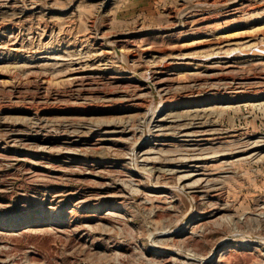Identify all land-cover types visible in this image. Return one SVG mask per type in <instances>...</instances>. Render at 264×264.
<instances>
[{
	"label": "rangeland",
	"instance_id": "rangeland-1",
	"mask_svg": "<svg viewBox=\"0 0 264 264\" xmlns=\"http://www.w3.org/2000/svg\"><path fill=\"white\" fill-rule=\"evenodd\" d=\"M189 263L264 264V0H0V264Z\"/></svg>",
	"mask_w": 264,
	"mask_h": 264
},
{
	"label": "bare ground",
	"instance_id": "bare-ground-1",
	"mask_svg": "<svg viewBox=\"0 0 264 264\" xmlns=\"http://www.w3.org/2000/svg\"><path fill=\"white\" fill-rule=\"evenodd\" d=\"M245 2H246V1H245ZM227 4H228V3H227ZM236 6H237V5H236ZM224 8H225V7H224ZM232 9H233V8H232ZM238 9H239V8H238ZM236 10H237V9H236ZM234 11H235V10H234ZM144 77H146V76H144ZM144 77H142V79H143ZM143 80H145V79H143ZM146 81H147V80H146ZM162 82H163V81H162ZM145 83H146V82H145ZM157 83H158V81H157ZM150 84H151V82H150ZM155 84H156V82H155ZM145 87H146V86H145ZM142 88H143V87H142ZM142 88H141V89H142ZM146 88H147V87H146ZM161 88H162V87H161ZM143 89H144V88H143ZM147 89H148V88H147ZM151 90L153 91V96H155L154 98L157 99L158 86H157V85H154V84L151 85ZM159 90H160V88H159ZM135 92H136V91H135ZM160 92H161V91H160ZM168 92H169V91H168ZM141 93H142V92H141ZM141 93H140V94H141ZM164 93H165V92H164ZM166 93H167V92H166ZM169 93H170V92H169ZM140 94H139V95H140ZM135 95H136V93H135ZM137 95H138V94H137ZM146 95H147V94H146ZM163 95H164V94H163ZM165 95H166V94H165ZM132 96H133V95H132ZM140 96H141V95H140ZM143 96H144V95H143ZM151 96H152V95H150L149 98H150L151 100H155L154 98L152 99ZM161 96H162V94H161ZM169 96H170V94H169ZM169 96H168V97H169ZM135 97H137V96H135ZM135 97L133 96V98H135ZM141 97H142V96H141ZM162 97H163V96H162ZM143 98H145V97H143ZM146 98H147V97H146ZM166 98H167V97H166ZM114 99H115V98H114ZM119 99H120V98H119ZM125 99H126V98H125ZM130 99H132V97H130ZM147 99H148V98H147ZM120 100H121V99H120ZM122 100H123V99H122ZM122 100H121V101H122ZM128 100H129V99H128ZM134 100H135V99H134ZM145 100H146V99H145ZM111 101H112V100H111ZM118 101H119V100H118ZM121 101H120V102H121ZM125 101H126V100H125ZM125 101H124V102H125ZM129 101H130V100H129ZM137 101H139V100H137ZM147 101H149V100H147ZM156 101H157V100H156ZM156 101H155V102H156ZM116 102H117V101H116ZM116 102H115V103H116ZM140 102H141V101H140ZM144 102H145V101H144ZM149 102H152V104H153L154 101H149ZM149 102H148V104H149ZM113 103H114V102H113ZM113 103H112V104L110 103V104L113 105ZM122 103H123V102H122ZM128 103H129V102H128ZM142 103H143V102H142ZM120 104H121V103H120ZM126 104H127V103H126ZM129 104H130V103H129ZM131 104H132V103H131ZM138 104L140 105L141 103H138ZM134 105H136V103H135ZM149 105H150V104H149ZM149 105H148V106H149ZM117 106H118V105H117ZM131 106H132V105H131ZM131 106H130V107H131ZM136 106H137V105H136ZM119 107H120V106H119ZM150 108L153 109L154 107H150ZM150 111H151V110H150ZM152 113H153V110H152ZM153 114H154V113H153ZM153 114H152V116H153ZM153 118H154V117H153ZM153 118H152V120H153ZM172 121H173V120H172ZM159 122H160V120H157V119H154V120H153V125H152V126H153V128H155L156 132H157V130H158V132L161 131V130H163V129H162L163 126L161 127V123H159ZM150 124H151V123H150ZM163 125H164V124H163ZM149 126L151 127V125H149ZM153 128H152V129H153ZM169 128H170V127H169ZM147 129H148L147 131H151V130H152V129L149 128V127H148ZM149 129H151V130H149ZM164 129H165V128H164ZM123 130H125V129H123ZM144 130H145V128H144ZM165 130H167V129H165ZM128 131H129V130H128ZM142 131H143V129H142ZM142 131H141V132H142ZM153 131H154V130H153ZM161 132H162V131H161ZM143 133H145V132H143ZM143 133H142V134H143ZM146 133H147V132H146ZM149 133H151V132H149ZM159 133H160V132H159ZM147 134H148V133H147ZM155 134H156V133H155ZM149 135H150V134H149ZM149 135H148V136H149ZM157 135H159V134H157ZM187 135H188V134H187ZM145 136H146V134H145ZM154 136H155V135H154ZM148 138H149V137H148ZM119 139H120V138H119ZM116 140H117V139H116ZM134 142H135V141H134ZM134 145H135V143H134ZM137 145H139V144L137 143ZM135 146H136V145H135ZM135 146H134V147H135ZM139 146H140V145H139ZM132 148H133V147H132ZM133 149H134V148H133ZM133 151H134V150H133ZM131 152H132V151H131ZM136 152H137V151H136ZM134 155H135V154H134ZM134 155H133V156H134ZM135 159H136V158H134V160H135ZM143 168H144V167H143ZM141 169H142V168H141ZM174 170H175V169H174ZM164 171H165V170H164ZM166 171H167V170H166ZM168 171H169V170H168ZM168 171H167V172H168ZM168 173H170V171H169ZM171 173H172V172H171ZM173 173H174V171H173ZM191 175H192V174H191ZM193 175H194V174H193ZM162 195L164 196V193H163ZM158 197H159V196H158ZM182 222H183V221H182ZM178 225H179V224H178ZM178 225H177V226H178ZM174 228H175V227H174ZM174 228H173V229H174ZM178 228H179V227H178ZM173 229H171V230H172L173 232H175ZM169 230H170V229H169ZM179 230H180V229H179ZM166 233H167V232H166ZM216 251H217V250H216ZM214 252H215V251H214ZM198 258H199V257H198ZM198 258H197V259H198ZM203 258H204V257H203ZM208 260H209V259H208ZM200 261H201V259H200ZM206 261H207V259H206ZM189 264H190V263H189ZM193 264H194V263H193Z\"/></svg>",
	"mask_w": 264,
	"mask_h": 264
}]
</instances>
